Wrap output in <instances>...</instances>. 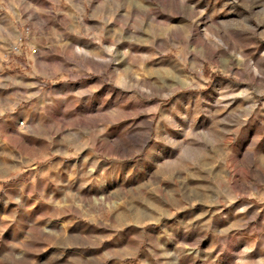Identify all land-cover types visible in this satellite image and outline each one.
<instances>
[{"label": "rangeland", "instance_id": "rangeland-1", "mask_svg": "<svg viewBox=\"0 0 264 264\" xmlns=\"http://www.w3.org/2000/svg\"><path fill=\"white\" fill-rule=\"evenodd\" d=\"M0 264H264V0H0Z\"/></svg>", "mask_w": 264, "mask_h": 264}]
</instances>
